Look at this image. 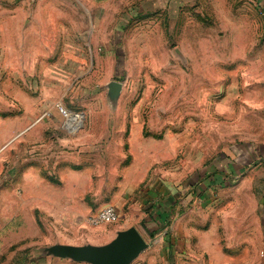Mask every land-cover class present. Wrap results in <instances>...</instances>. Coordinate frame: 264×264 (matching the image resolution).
Returning a JSON list of instances; mask_svg holds the SVG:
<instances>
[{
    "label": "rangeland",
    "instance_id": "1",
    "mask_svg": "<svg viewBox=\"0 0 264 264\" xmlns=\"http://www.w3.org/2000/svg\"><path fill=\"white\" fill-rule=\"evenodd\" d=\"M130 228L132 264H264V10L0 0V264Z\"/></svg>",
    "mask_w": 264,
    "mask_h": 264
},
{
    "label": "water",
    "instance_id": "2",
    "mask_svg": "<svg viewBox=\"0 0 264 264\" xmlns=\"http://www.w3.org/2000/svg\"><path fill=\"white\" fill-rule=\"evenodd\" d=\"M148 246L139 231L130 228L118 232L111 242L102 246L56 245L49 248V253L82 264H132Z\"/></svg>",
    "mask_w": 264,
    "mask_h": 264
},
{
    "label": "built area",
    "instance_id": "3",
    "mask_svg": "<svg viewBox=\"0 0 264 264\" xmlns=\"http://www.w3.org/2000/svg\"><path fill=\"white\" fill-rule=\"evenodd\" d=\"M118 221V212L112 206L106 207L101 210L94 218L93 223L99 225L102 223H113Z\"/></svg>",
    "mask_w": 264,
    "mask_h": 264
},
{
    "label": "crops",
    "instance_id": "4",
    "mask_svg": "<svg viewBox=\"0 0 264 264\" xmlns=\"http://www.w3.org/2000/svg\"><path fill=\"white\" fill-rule=\"evenodd\" d=\"M253 1L255 2V4H257V6H260L264 10V0H253ZM230 168L231 167H228L229 170H230ZM229 170L228 171H225V170L221 171L219 169H215V171L213 172L212 178L206 180L207 181V186L206 187H211V188H214V187H221L222 188V187H224L225 185H224L223 181H222V185L213 183L214 176L215 175H220L221 176V180H224L225 176H227L226 173L229 172ZM100 246H102V245H100Z\"/></svg>",
    "mask_w": 264,
    "mask_h": 264
},
{
    "label": "trees",
    "instance_id": "5",
    "mask_svg": "<svg viewBox=\"0 0 264 264\" xmlns=\"http://www.w3.org/2000/svg\"><path fill=\"white\" fill-rule=\"evenodd\" d=\"M231 172L234 173V168H230ZM222 181L221 180V176L220 175H215L214 176V180H213V183L214 184H221L222 185Z\"/></svg>",
    "mask_w": 264,
    "mask_h": 264
}]
</instances>
